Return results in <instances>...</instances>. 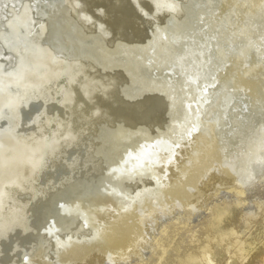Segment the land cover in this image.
I'll return each mask as SVG.
<instances>
[{
    "label": "bare ground",
    "instance_id": "1",
    "mask_svg": "<svg viewBox=\"0 0 264 264\" xmlns=\"http://www.w3.org/2000/svg\"><path fill=\"white\" fill-rule=\"evenodd\" d=\"M0 264H264V0H0Z\"/></svg>",
    "mask_w": 264,
    "mask_h": 264
},
{
    "label": "snow or ice",
    "instance_id": "2",
    "mask_svg": "<svg viewBox=\"0 0 264 264\" xmlns=\"http://www.w3.org/2000/svg\"><path fill=\"white\" fill-rule=\"evenodd\" d=\"M133 160L135 161V164L132 166V170L138 171L141 175H143L146 166H151L153 164L159 163L158 157L153 152V145L148 144L140 145L139 151L136 154L129 152L122 161V165H127L130 161ZM120 170L121 168L119 167L112 169L113 172Z\"/></svg>",
    "mask_w": 264,
    "mask_h": 264
}]
</instances>
